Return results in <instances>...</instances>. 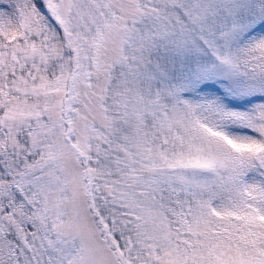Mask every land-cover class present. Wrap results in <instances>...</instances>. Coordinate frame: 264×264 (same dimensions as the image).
<instances>
[{
	"label": "snow or ice",
	"instance_id": "obj_1",
	"mask_svg": "<svg viewBox=\"0 0 264 264\" xmlns=\"http://www.w3.org/2000/svg\"><path fill=\"white\" fill-rule=\"evenodd\" d=\"M0 264H264V0H0Z\"/></svg>",
	"mask_w": 264,
	"mask_h": 264
}]
</instances>
